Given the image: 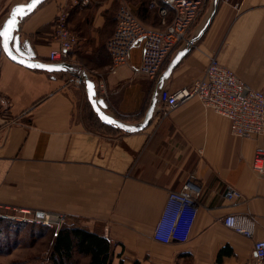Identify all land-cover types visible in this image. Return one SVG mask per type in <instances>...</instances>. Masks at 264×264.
<instances>
[{"label": "crops", "instance_id": "crops-1", "mask_svg": "<svg viewBox=\"0 0 264 264\" xmlns=\"http://www.w3.org/2000/svg\"><path fill=\"white\" fill-rule=\"evenodd\" d=\"M28 1L0 0V5L11 11ZM88 1L46 0L19 21L15 32L34 61L49 63V51L57 47L53 21L67 11L68 27L79 39L70 53L74 70L29 69L0 54V208L62 217L67 225L76 220L109 240L113 264H244L252 257V241L227 229L222 219L246 215L255 222V239L264 240V180L251 168L264 145L232 137L228 121L196 98L160 122L157 107L140 132L97 124L88 113L84 86L71 82L74 76L85 72L107 113L128 124L142 120L154 82L138 73L139 47L114 73L104 49L119 6L134 13L138 2ZM140 12L143 27L162 29L154 11ZM5 19L0 17V28ZM211 56L250 88L264 90V0H220L209 28L164 89L188 87ZM191 175L203 190L187 240L155 241L152 233L167 194L179 191ZM228 188L240 198L226 200Z\"/></svg>", "mask_w": 264, "mask_h": 264}, {"label": "built area", "instance_id": "built-area-1", "mask_svg": "<svg viewBox=\"0 0 264 264\" xmlns=\"http://www.w3.org/2000/svg\"><path fill=\"white\" fill-rule=\"evenodd\" d=\"M88 5V0H76ZM208 0H151L148 9L160 18L162 29L149 30L142 26L125 4L116 11V24L112 35L105 42L111 65L109 72L125 65L132 49H140L138 73L156 81L161 66L170 55L178 50L191 36ZM3 8L0 5V17ZM170 20L167 21V17ZM53 38L57 47L48 54L49 63L66 66L65 71L74 70L70 53L77 38L68 27L67 11H60L53 21ZM76 86H83L79 76L71 80ZM103 88V86H101ZM198 99L204 107L225 118L232 137L245 140H259L264 145V90H254L238 79L233 72L222 67L215 56L209 57L202 75L188 87L169 92L163 89L159 96L157 122L182 103ZM251 168L264 180V150H256ZM203 190L202 183L193 175L189 176L179 191L167 194L164 208L156 223L152 237L155 241L168 244L185 242L198 207V199ZM224 198L232 201L240 194L232 188L224 193ZM5 211H13L30 216L29 223L48 225L50 222L63 223L62 217L54 219L46 213H33L27 210L0 208V219H10ZM222 224L231 231L252 241V257L244 264H264V240L255 239V222L246 215L229 214Z\"/></svg>", "mask_w": 264, "mask_h": 264}, {"label": "water", "instance_id": "water-1", "mask_svg": "<svg viewBox=\"0 0 264 264\" xmlns=\"http://www.w3.org/2000/svg\"><path fill=\"white\" fill-rule=\"evenodd\" d=\"M45 1L46 0H39V3L30 7V5H32V0H29L27 3L15 5L11 9L9 16L4 20L1 28L7 24L9 19L12 18V14L15 10H19V11H17L16 13L14 25L8 26L9 35L12 36V39H6V38L0 39V54L5 55V57H7L10 61L19 64L21 66L27 67L29 69L41 70L48 73L60 72L63 71L66 68V66L62 64L34 61L32 59L33 53L31 52V50L26 48V45L25 46L21 45L18 36L15 34L19 21H21L26 16L30 15L39 5H41ZM219 1L220 0L210 1L207 14L204 20L202 21V23L200 24V26L196 29L195 32L191 34L189 39L178 50L175 51V53L169 59L165 69L157 77L151 92L148 107L140 122L136 124H128L108 114L106 103L102 99H98L96 96L94 82L89 79V77L86 75L85 72L81 73L79 77L83 82L87 101L92 109V112L102 124L109 126L113 129L122 131L124 133L140 132L146 129L150 125L154 117V114L157 110L159 103V96L162 90L164 89L165 83L169 79L172 71L197 45V43L201 40V38L209 28L217 11Z\"/></svg>", "mask_w": 264, "mask_h": 264}, {"label": "trees", "instance_id": "trees-1", "mask_svg": "<svg viewBox=\"0 0 264 264\" xmlns=\"http://www.w3.org/2000/svg\"><path fill=\"white\" fill-rule=\"evenodd\" d=\"M132 1L138 2V10L133 13L138 20H139L138 12L140 11H141L140 15L142 16H146V14H149L150 12L153 13L148 9V4L151 0H131V2ZM115 24H116V19L114 16V28H115ZM75 36L77 38V42L74 48L79 43V39L77 35ZM104 49H105V44H104ZM168 60L169 57L164 61L163 65L161 66L160 72H162L165 69ZM86 105L89 110L88 113L93 117L92 119L95 122H97V124H99L100 126L105 127L104 125L101 124L99 119L93 114L92 109L87 102ZM107 129L114 131L113 129L108 127ZM8 233L10 235L14 234L13 229L8 226L7 222L0 220V237L8 236L7 235ZM3 238L6 239V237ZM114 257L115 256L113 252V245L109 242L108 239L103 238L101 235L95 232H91L85 229L76 220L72 221L70 225L65 224L60 226L57 232L54 235L52 234V238L48 249L49 264H77V260H78L77 258L84 259L85 262L83 264H113ZM117 257L119 258V255ZM219 259H220V254H219ZM117 264H123V262L121 260H118ZM133 264H138V263L134 262Z\"/></svg>", "mask_w": 264, "mask_h": 264}, {"label": "rangeland", "instance_id": "rangeland-1", "mask_svg": "<svg viewBox=\"0 0 264 264\" xmlns=\"http://www.w3.org/2000/svg\"><path fill=\"white\" fill-rule=\"evenodd\" d=\"M2 6L4 10L1 17L7 18L10 9L5 5ZM5 213L13 217V220H0L7 222L14 234L8 233V236L0 237V264H49L48 249L52 234L54 235L55 229L65 223L59 225L58 222H50L48 225L29 223L25 220L31 219L28 215L13 211H5ZM77 259V264L85 262L84 259Z\"/></svg>", "mask_w": 264, "mask_h": 264}, {"label": "snow or ice", "instance_id": "snow-or-ice-1", "mask_svg": "<svg viewBox=\"0 0 264 264\" xmlns=\"http://www.w3.org/2000/svg\"><path fill=\"white\" fill-rule=\"evenodd\" d=\"M39 3V0H32V5H30V7L34 6L35 4ZM19 10H15L12 14V18L9 19V21L7 22V24L5 26H3L2 28H0V39H12V36L9 35V25H14L15 22V17H16V13Z\"/></svg>", "mask_w": 264, "mask_h": 264}]
</instances>
